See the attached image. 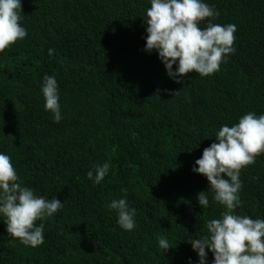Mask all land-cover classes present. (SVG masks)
<instances>
[{
  "label": "trees",
  "instance_id": "obj_1",
  "mask_svg": "<svg viewBox=\"0 0 264 264\" xmlns=\"http://www.w3.org/2000/svg\"><path fill=\"white\" fill-rule=\"evenodd\" d=\"M203 2L219 12L213 23L236 25L235 53L213 75L177 83L145 51L150 0H21L27 36L0 53V153L22 186L63 206L37 222L36 248L13 240L0 214V264H199L188 242L225 209L210 192L199 206L210 185L195 161L221 126L264 115V0ZM45 75L58 84V123L44 107ZM106 162L95 185L87 173ZM240 181L235 214L264 219V154ZM120 198L136 210L132 231L108 207Z\"/></svg>",
  "mask_w": 264,
  "mask_h": 264
},
{
  "label": "clouds",
  "instance_id": "obj_2",
  "mask_svg": "<svg viewBox=\"0 0 264 264\" xmlns=\"http://www.w3.org/2000/svg\"><path fill=\"white\" fill-rule=\"evenodd\" d=\"M22 16L21 0H0V53L27 36ZM218 16L219 12L203 0H150L144 20L145 51L155 50L167 75L177 83L192 73L209 77L220 70L227 56L235 53L236 25L213 23ZM205 21L206 26L201 28ZM53 51L49 49V55ZM41 91L45 110L58 123L62 117L54 76H44ZM215 140L203 150L192 171L206 177L210 185L206 192L198 193L199 206L208 207L210 192L213 201L225 210L220 218L206 222V235L188 243L197 253L199 264H206V250L213 254V264H264V219L235 214L241 206V170L254 165L257 157L264 154V115L249 112L233 126H221ZM109 169L107 162L97 164L95 176L89 171L87 177L99 185ZM62 206L58 199H45L22 186L11 157L0 153V214L13 240L32 248L41 246L44 224L37 226V222L52 217ZM108 207L117 213L123 230L135 228L136 210L129 208L126 198L114 199ZM158 244L164 252L171 248L164 237L158 238Z\"/></svg>",
  "mask_w": 264,
  "mask_h": 264
}]
</instances>
